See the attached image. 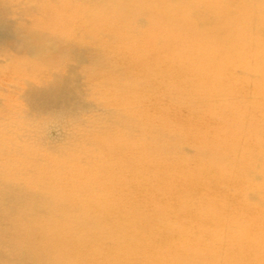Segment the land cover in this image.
<instances>
[{"label":"bare ground","instance_id":"bare-ground-1","mask_svg":"<svg viewBox=\"0 0 264 264\" xmlns=\"http://www.w3.org/2000/svg\"><path fill=\"white\" fill-rule=\"evenodd\" d=\"M0 264H264V0H0Z\"/></svg>","mask_w":264,"mask_h":264},{"label":"rangeland","instance_id":"rangeland-1","mask_svg":"<svg viewBox=\"0 0 264 264\" xmlns=\"http://www.w3.org/2000/svg\"><path fill=\"white\" fill-rule=\"evenodd\" d=\"M190 36V37H194L196 34L193 33V32H188L187 36ZM213 37V36H212ZM196 53V52H195ZM18 100H15V103L17 102Z\"/></svg>","mask_w":264,"mask_h":264}]
</instances>
